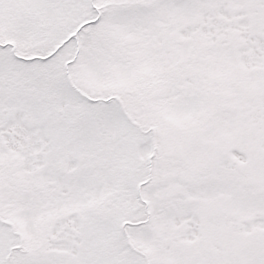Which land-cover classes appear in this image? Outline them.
I'll list each match as a JSON object with an SVG mask.
<instances>
[{"label":"snow or ice","instance_id":"6c2138e0","mask_svg":"<svg viewBox=\"0 0 264 264\" xmlns=\"http://www.w3.org/2000/svg\"><path fill=\"white\" fill-rule=\"evenodd\" d=\"M0 264H264V0H0Z\"/></svg>","mask_w":264,"mask_h":264}]
</instances>
